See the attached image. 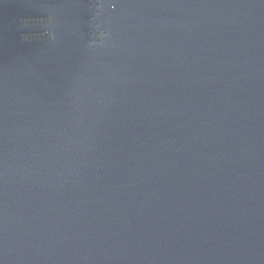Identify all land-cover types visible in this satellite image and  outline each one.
<instances>
[{
  "label": "water",
  "instance_id": "water-1",
  "mask_svg": "<svg viewBox=\"0 0 264 264\" xmlns=\"http://www.w3.org/2000/svg\"><path fill=\"white\" fill-rule=\"evenodd\" d=\"M0 264H264V0H0Z\"/></svg>",
  "mask_w": 264,
  "mask_h": 264
}]
</instances>
